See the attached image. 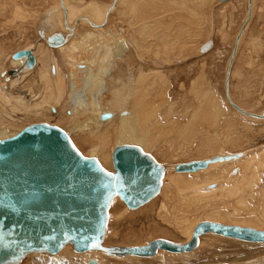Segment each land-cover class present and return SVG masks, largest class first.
Instances as JSON below:
<instances>
[{
    "label": "rangeland",
    "instance_id": "obj_1",
    "mask_svg": "<svg viewBox=\"0 0 264 264\" xmlns=\"http://www.w3.org/2000/svg\"><path fill=\"white\" fill-rule=\"evenodd\" d=\"M101 1H107L108 5L114 2V0ZM180 1L182 0H138V3L143 2L142 5H147L149 4L147 2H150L157 10H164L160 14L159 19L152 17L147 20H142V23L139 22L140 24L136 22L130 23V20L134 21L136 16H134V11L130 10V5L127 4L123 5L125 7V13L121 11L120 16L114 13L110 16L109 22H111L107 29L109 31L113 30L117 33L124 34L126 36V44L133 50V54L135 55L132 54L131 58L126 57L124 59L128 72H125L123 76L127 81V94L122 98L124 100L122 103H126L123 105L126 110H129L130 106L133 104L132 100L135 95L134 88L138 70L141 68H144V70H149L150 68H153L154 71L156 70V76L153 74L148 75L150 77L147 76L146 83H144V86L148 87L146 85L150 82L149 88L151 89L150 92H152L151 99L154 105H159L160 111V119L153 121L152 125H150L151 127L159 126V130L155 129V133L150 135L153 142L159 139L160 143L156 144V148L150 143L152 146L150 147V151L155 153L159 161L163 163L165 167L167 166L166 168L169 167L171 170L167 172L165 187L162 194H160L161 196H157L154 201L150 202L149 205L144 208L138 209L137 212H124L125 206L122 204L123 201L121 199L113 203L110 211L111 221L109 220L104 239V243L106 242L105 244L108 246L141 245L149 242L152 237V239L164 237L168 240L171 239L177 242H184L187 240L185 229L200 218L216 219L218 217H223L230 222L247 219L253 220L256 224L264 226V219L253 215L257 214L264 206V119L244 116L236 111V109H233V111V107H231L229 101L225 102L227 101L225 94L227 82L229 80L230 94L233 100L236 101L238 105L240 104L239 106L244 109L247 107L246 110L257 114L264 113V1L254 0V13L241 36L239 50L233 62L234 67L232 66L230 72L229 63L235 48L236 37L242 28L243 19L246 17L248 0H233L231 2L229 1V4L223 3L222 1L223 4L221 2H216L211 5H209L210 0H195L194 6L202 11L203 14L193 17V21L196 22V30L204 32L205 35L203 38H196L195 35L190 37V35L181 32L179 27L180 23L185 18L186 11L178 6L177 3ZM73 2H79V4L82 5L80 10L87 11L88 5L94 4L97 0H73ZM53 3H56V0H0V7H2L0 8V72L4 71L8 73L13 70L11 56H9L13 52L29 45L36 46L39 40H43L39 35L38 28L36 29V19L41 13L49 18L52 13L47 11ZM76 3L73 4L76 5ZM121 5L120 3L119 6L121 7ZM153 5L152 7L154 8ZM208 6H211L210 11ZM15 8L21 10L23 14H16ZM51 9L53 12L56 8L52 7ZM152 12L153 11H151V13ZM163 13L164 15H162ZM165 17H171L174 20L173 24L170 26V30L164 25L166 20L163 19ZM158 23L159 25L157 26ZM146 25L149 27L154 26L151 33H140L138 37L133 36ZM81 29H83L82 26L79 27V31H81ZM176 29L177 31H175ZM192 39L196 41L201 40V44H197L199 47L196 48L193 43L185 45V43ZM208 42L211 43L210 47L207 50L200 51V46ZM44 44L41 45V48L37 51L41 55V68L46 69L48 73L53 72L56 69L54 58L57 57V63L62 73L69 78L68 59L67 56H65L69 54V52L63 53L57 51V49L43 52L42 47ZM151 45L154 46L155 52H158L156 53V61H151L147 56L148 51L144 54V57H146L144 61L136 56L135 51L139 52L145 46L149 47ZM165 47L168 48L167 51H164ZM193 60L195 61L193 62ZM31 71L32 72L27 74L23 80L28 84L32 83L34 92L38 93L43 88L39 79L38 66ZM3 77H6L5 81ZM153 78H155V80H152ZM11 79L9 75H1L0 84L2 87L5 86L8 94L21 92L24 87L19 83L13 85ZM208 83L218 96L227 113H225L226 116L224 115L225 117L222 118L217 128L213 125L214 110H212L211 107H209L207 111H202L204 112V116H194L200 105V99L194 94L193 88H195V90L202 89V87ZM142 91H144V88ZM109 96L112 100L110 99L108 104L112 108L114 101L113 97L111 95ZM67 100L68 97L64 96L63 102L59 103V110L64 107ZM160 100L162 102H159ZM202 104V108L204 109L205 103L203 102ZM184 106L186 111L184 108L182 110ZM181 110L184 111V113ZM2 111L12 114L13 117H20V120L24 121L22 123H16L18 120L15 122V118L9 117L7 123L13 124L14 129L19 128L21 125L25 124V122L38 120V117H35L34 114L25 115L19 110H14L10 106L3 105L0 101V113ZM233 113L237 118L233 116ZM231 117H235V119L233 118L231 120ZM40 118L41 120H49L48 123L54 122L61 126H65L64 124L66 122V119L57 114H54L53 117L46 118V116H43ZM61 120L63 121L61 122ZM192 120H194V122H192ZM230 121L232 122V128L229 124ZM1 123L0 121V124ZM227 125L230 128L227 127ZM8 127L10 128V126ZM67 128L72 130L73 126L68 124ZM165 128L167 130L165 131L166 137L164 139L161 130ZM185 128L187 129L184 132L183 130ZM176 129H179V131L181 129L180 133ZM207 129L208 132L206 131ZM102 130H104V128ZM76 133L75 139L78 141L77 143L80 149L82 148V151L88 154L93 149L98 152L102 149L104 151H102V153L106 154L102 155L99 153V158L102 159V161L104 160L108 168L112 167V161H110V158V160L108 159V155H110L114 146V139L112 142L104 143L106 146L103 145V147L99 149V146H97L98 142H88L91 137V132H86V134L85 132ZM86 135L87 137L84 138L83 136ZM215 137L219 138L216 139ZM211 139L213 140L212 142H210ZM201 140L203 143H200ZM208 143L209 145H207ZM167 146H169V148ZM205 146L206 150L204 149ZM157 147H161V149ZM165 147L166 149L168 148L167 150L165 149L166 152L164 150ZM214 153H238L239 155L242 154V157L233 160V162H226L211 173L204 172L200 175L190 174L186 176H177L175 172L172 171V167L178 162H189V160L193 161L200 158L205 159L214 155ZM107 160H109V163ZM225 167L229 168V171L219 172L225 169ZM111 170H113V167ZM116 202L120 204L117 205ZM41 253L44 252L38 254ZM62 254L55 256L56 258L48 255L28 256L22 261V264H91V259H96L99 263L102 262L101 264H216L223 262L233 264H264V243L252 244L232 242L224 237L206 234V236L204 235L202 237V245L200 248L184 255L172 254L171 256V253L161 251L157 256L136 258L130 256L125 259L120 258V260L119 258L106 256V254L102 253L82 256H77L72 252H70V256H68L69 254Z\"/></svg>",
    "mask_w": 264,
    "mask_h": 264
},
{
    "label": "bare ground",
    "instance_id": "obj_2",
    "mask_svg": "<svg viewBox=\"0 0 264 264\" xmlns=\"http://www.w3.org/2000/svg\"><path fill=\"white\" fill-rule=\"evenodd\" d=\"M69 1H71V2H69ZM69 1L68 0H56V3H53V5L47 11L49 13L50 12L52 13L51 16L48 14L50 16L49 18H47L45 14L41 13L40 16L36 19V26H37L36 29L38 28L39 35H40L41 39H43V40H39L37 42L36 46L35 45H29V46H26L24 48L18 49V50L26 49V50L32 51V53L35 56L34 65L28 66L25 63L26 62L25 56H23L21 58H14L13 54L16 51H18V50H16L11 55H9V56H11V65L13 66L12 67L13 70L9 71L8 73H6L4 71L0 72V76L1 75L11 76V78H12L11 83H13V85L19 83L22 87H24L21 90V92H19V93L8 94L7 93L8 91H7V89H5V86L2 87V85L0 84V101H1V103L5 106H10L14 110H19L21 113H23L25 115H33L34 114L35 117H38L37 121L35 120V121L25 122V124L21 125L19 128L14 129L13 124L7 123L8 122L7 120L9 119V117H13V115L9 114L6 111H2L0 113V119H1L0 121L2 122L0 124V139L9 138L11 136H14L20 130H22L23 128H25L29 125H32L35 123H40V122H47L48 123L49 120H41L40 117L46 116V118H48V117H53L54 114H57L58 116L66 119V122L64 124L65 126H61V125L54 123V122H51V123L53 125H57V126L63 128L70 135L74 144L79 148V150L85 156L97 158L99 160V162L107 170H109L111 172L114 171L113 151L117 146L122 145V144L138 145L145 152L152 154L157 159V161H159V159L155 155V153L150 151V147L154 146L156 148V144L160 143L159 139H157L155 142H153V140L151 138V135L154 134L156 130H159L158 129L159 126H154V127L150 126V125H152L153 121L160 119L159 105H154V103L151 99L152 92H150L151 89L149 88L150 82L148 85H146L148 87L144 86V83H146V80H147L146 78L150 77L148 75L153 74L156 76V74H155L156 70L154 71L153 68H150L149 70H144V68H141L138 70V74H137L136 80H135L136 85L134 88V94L135 95H134L133 100H132L133 104L130 106L129 110H126L125 106H123L126 103L125 104L122 103V102H124V100L122 98L124 97L125 94H127V81L125 80L126 78L124 79L123 76H124L125 72H128V71H127V65L125 64L124 59L126 57L131 58V56L133 54V50L131 48H129V46L126 44V36L124 34L117 33L115 31H113L112 29H111L112 31H109L107 28H109V26H110L109 24L111 21L109 22V20H110L111 14L114 13V14H117L118 16H120L121 11L123 13H125V10H124L125 7L123 6L124 4L130 5V10H133L134 16H136V19L134 21L130 20V23L131 22L139 23L142 20H147V19L152 18V17H156L157 19H159L160 14L164 10L163 11L157 10L156 7L150 2H147V3H149L147 5H142L143 2L138 3L137 2L138 0H114V2H112V4H110V5H108L107 1L97 0V2H94V4L92 3V4L88 5L87 11H85V10L81 11L80 8L82 7V5L79 4V2L76 3V2H73V0H69ZM222 1H223V3H228L229 1L231 2L233 0H210L209 5L214 4L216 2L222 3ZM73 3H76V5ZM120 3L122 4L121 5L122 8L119 6ZM177 4H178V6L181 7V9L186 11L185 18L180 23V27H179L181 29V32L186 34V35H190V37L195 35L196 38H200V37L203 38L205 35L204 32L201 30L197 31L196 30V22L193 21V17L200 16L203 14L202 11H200L196 6H194L195 0H185V1L182 0ZM152 5L154 6V8L152 7ZM52 7L56 8L55 10H53V12L51 9ZM0 8H2V7H0ZM208 9L210 11L211 6H208ZM151 11H153V12L151 13ZM47 12H46V14H47ZM15 13L18 15L23 14V12L21 10H18L17 8H15ZM253 13H254V0H248V10L246 12V17L243 19L242 28H241L240 32L238 33L236 40L234 39L235 40V48H234V51L232 53V57H231V60L229 63V72L233 66L235 56H237L241 36H242L243 32L245 31L247 25L251 21ZM129 15H131V14H129ZM162 15H164V13ZM182 18H183V16H182ZM163 20H166L164 25L167 27V29L170 30L171 29L170 26L173 24L174 20L171 17H165ZM158 25H159V23L157 24V26ZM80 26H82V28H83V29H81V31H79ZM220 26H221V24H220ZM112 27H113V25H112ZM153 27L154 26L149 27L146 25L142 29L138 30L137 31L138 33H136L133 36L138 37V35L140 33H149V32L151 33ZM25 30H26V28H25ZM175 31H177V29ZM217 31H219V30H217ZM174 33H176V32H174ZM222 33H223V30H222ZM222 33H221V35H222ZM58 34L62 35L64 37V39L58 40L59 39ZM51 36H54L53 40H57V42L49 43L48 38ZM165 38H167V37H165ZM190 43L195 44V47L197 48V47H199V46H197V44L198 43L201 44V40L196 41V40L192 39L191 41H188L187 43H185V45H188ZM43 44H44V46L42 47L43 52H47L49 50H54V49H57V51L63 52V53H65L67 51L69 52V54L65 55V56H67V59H68L67 65H68V70L70 73L69 78L64 76V74L62 73V70H61L59 64L57 63V57L54 58V61L56 63V69L53 72L48 73V71H46V69L41 68L42 67L41 66V55L37 51H38V49L41 48V45H43ZM185 45H183V46H185ZM210 45H211L210 42H208L207 44L201 45L202 48L200 46V51L201 50H207L210 47ZM145 47L143 49H141L139 52L135 51L136 56L139 59H142L144 61V59H146V57H144V54L146 51H148L147 56L151 59V61H156L157 60V58H156L157 54L156 53H158V52H155V48H153L154 46L151 45L149 47H146V48ZM165 50L167 51L168 48L165 47L164 51ZM195 60H193V62ZM197 60H198V58H197ZM171 62H172V60H171ZM37 66H38V73H39V77H40L39 79L43 85V88L40 92H38V90H37V92L39 94L34 92V88H33L32 83L28 84L23 80V78L27 74L32 72L31 70H33ZM167 69H170V68H167ZM135 70H136V68H135ZM170 71H173V70L170 69ZM236 71H238V70H236ZM136 73H137V71H136ZM164 77H165V75H164ZM3 79L5 81L6 77H3ZM15 80H17V81H15ZM152 80H155V78H153ZM142 87L144 88V91H142L143 90ZM12 88H13V86H12ZM193 90H194L193 91L194 94L196 96H198L200 99V105H199L198 110H197V112H199V111L200 112L195 113V111H194V113H195L194 116H200V115L204 116V112H202V111H207L209 109V107H211V109L214 110L213 125L217 128L219 126L222 118L226 116L225 115V113H226L225 109L223 108L221 101L219 100L218 96L214 93V91H213V89L209 83L205 84L202 87V89L195 90V88H193ZM109 95H111L113 97V101H114V103H113L114 105L112 108L108 104V101L111 99V97ZM195 95H194V97H195ZM225 95L224 96L227 97V101H225V102H228V101L230 102L231 107H233L232 110L236 109V111H238L239 113H241L242 115L247 116V117L264 119V113L257 114L255 112L248 111V110H246L247 107L245 105L244 106L246 107V109L239 106L240 104L238 105L236 103V101L233 100V98L230 94L229 80L227 82ZM64 96H67L68 100L64 104V107L61 110H59L58 109L59 103L63 102ZM184 96H185V94H184ZM189 97H191V96H189ZM155 98L157 99L156 96H155ZM153 100H154V98H153ZM182 101H183V99H182ZM159 102H162V101L160 100ZM203 102L205 103L204 109L202 108ZM180 103H181V101H180ZM184 105H185V103H184ZM188 105H190V104H188ZM225 106H226V103H225ZM172 107H174V106H172ZM1 108H2V106H1ZM183 108L185 110V106L182 107V110H183ZM200 109H203V110H200ZM163 112H164V109H163ZM182 112L184 113V111H182ZM108 113L110 114V116L103 118V115L108 114ZM166 113H168V112H166ZM173 113H174V111H173ZM229 114H230V110H229ZM187 115H188V113H187ZM176 116H177V114H176ZM233 116H235L234 113H233ZM168 117H170V116H168ZM235 117H231L230 119L231 120L233 118L235 119ZM13 118H15V120H14L15 122L18 120L16 123L24 122V121L20 120V117L16 118L14 116ZM201 118H202V116H201ZM171 120H173V119H171ZM226 120H224V121H226ZM62 121L63 120H61V122ZM163 121H165V120H163ZM192 122H194V120H192ZM51 123H49V124H51ZM231 123L232 122L230 121L229 124L231 125ZM68 124H71L73 126L72 130H69L67 128ZM8 126H10V128ZM15 126H16V124H15ZM227 127H229V126L227 125ZM103 128H104V130H102ZM176 128H177V126H176ZM231 128H232V125H231ZM186 129L187 128H185L183 131L185 132ZM166 130H167L166 128L161 130L162 136L164 139L166 137L165 136ZM192 130H194V129H192ZM96 131H100V132H96ZM171 131H172V129H171ZM177 131H179V129ZM177 131H175V132H177ZM180 131H181V129H180ZM180 131H179V133H180ZM206 131L208 132V129ZM76 132H78V133L85 132V134H86V132H91V135H90L91 137L88 136V137H90L89 141L88 140H86V141L98 142V145L97 144L96 145L99 146V149H101V147H103V145L106 146V144H104V143L112 142L114 139V141H113L114 146L110 152V155H108V159L110 158L111 160L110 159L109 160L112 161L113 170H111L112 167L108 168L105 165L104 160L102 161V159L99 158V156H100L99 153H101L102 155L106 154V153H104V154L102 153V151H103L102 149H101V151L98 149L99 152L97 150L93 149L88 154L85 153L84 151H82L81 150L82 148L80 149L79 144L77 143L78 141H76V139H75V134H77ZM175 132H174V134H175ZM176 135H177V133H176ZM83 137L85 138V137H87V135L83 136ZM211 137H212V134H211ZM215 138L218 139L219 137L218 138L215 137ZM238 139H236V140H238ZM212 141L213 140L211 139L210 142H212ZM214 141H216V140H214ZM150 143L152 146L150 145ZM200 143H203L202 140ZM205 143H207V142H205ZM216 143H218V142H216ZM198 144H197V147H198ZM91 145H92V143H91ZM203 145H205V144H203ZM207 145H209V143ZM225 145H226V143H225ZM167 147L169 148V146H167ZM157 148L161 149V147H157ZM205 148H206V146L204 147V149ZM105 149H107V148H105ZM165 149H166V147L164 148V150ZM166 150H165V152H166ZM216 151H217V149H216ZM161 152L163 153L162 150H161ZM204 153H206V152H204ZM197 155H199V154H197ZM207 156H209V155H207ZM240 157H242V154L239 155L238 153H224V154L223 153H219V154L214 153V155H212L208 158L197 159V160L206 161L207 165L205 167L199 168L195 171H178L177 170V165L179 163L178 162L172 167V169H173L172 171H174L177 176H186V175H190V174L200 175V174H203L204 172L211 173L213 170H215L219 166L225 164L226 162H233V160L238 159ZM109 160H107V162ZM189 161H191V160H189ZM185 162H188V161H185ZM180 163H183V162H180ZM161 164H163V163H161ZM164 167H165V165H164ZM166 167H165V172H164V176L162 179V186L160 188V191L155 196H153L150 200H148L147 203L140 205L138 208H130L129 206H127V204L119 196H115L112 200L111 206L113 205V203L115 201L120 200V199L124 202L123 203L121 201L122 204H124V206H125L124 212L125 211H136L137 212L138 209L144 208L145 206L149 205V203L154 201V199H156L157 196H161L160 194H162V192L164 190L165 180H166L165 178H166L167 172L169 170H171L169 167L168 168H166ZM224 171H226V172L229 171V168L225 167V169H223L219 172L222 173ZM188 172H191V173H188ZM118 204H120V203H117V205ZM111 208L112 207H110V209H109V220H110ZM129 208L132 210H130ZM253 215L256 217H261L262 219H264V206L262 207V209L257 214H253ZM201 221H212V222H218V223L227 224V225H238V226H242V227H250V228H254L257 230H263L264 231V226L256 224L255 222H253V220L244 219V220H234L235 222H233V221L230 222V221H227V219H225L223 217H218L216 219H214V218H200V219H197L188 228L185 229L186 230L185 235H187L186 241L177 242V241H174L171 239H170V241H173L175 243H180V244L181 243H187L188 241L191 240L195 227ZM108 223H109V221H108ZM107 229L108 228H106V232H107ZM206 234H214L216 236L224 237V238H227L228 240H230L232 242H241V243L245 242V243H252V244L253 243L263 244L264 243V241L246 240V239L236 238V237H232V236H226V235L214 232V231H210V232L202 233L199 236L198 245H197V247L193 248L192 250H189V251L183 250L182 252H173V251H169L166 249H159L155 254L149 255V256H140V255H136V254H114V253H109L106 250H102V249H98V248L93 249V250L84 251V252H77L76 250H74V247L71 243H67L61 248V250H59L55 254H52V253H49L46 251L28 252L27 254H25L24 257H22L15 264H22V261H24L25 258H27L28 256H33V255H48L50 257L54 256V258H56L55 256L62 254L64 251L65 252L62 255H68L69 254L68 256H70V252L74 253L77 256L90 255L93 253H100V254L102 253V254H106V256L115 257V258H119V259L120 258L125 259L126 257H130V256L134 257V258H136V257H152V256H157L159 254V252H161V251L171 253V256H172V254L184 255L187 253H191V252L195 251L196 249L200 248L202 245V237L204 235L206 236ZM105 236H106V233H105L103 241H102V246L116 247V246L106 245L105 244L106 242L104 243ZM211 236H213V235H211ZM152 238H151V240L158 239L160 237H157L154 239H152ZM164 239H167V238H164ZM149 242H147L145 244H141V245H135L134 244L131 246H142V245L148 244ZM121 246H123V245H119V247H121ZM124 246H130V245H124ZM40 252H44V253L38 254ZM153 258H155V257H153ZM229 264H233V263H229ZM234 264H236V263H234Z\"/></svg>",
    "mask_w": 264,
    "mask_h": 264
},
{
    "label": "water",
    "instance_id": "obj_3",
    "mask_svg": "<svg viewBox=\"0 0 264 264\" xmlns=\"http://www.w3.org/2000/svg\"><path fill=\"white\" fill-rule=\"evenodd\" d=\"M53 37L49 43L57 42ZM63 39L59 35L58 40ZM23 56L28 66L34 65L32 51L13 54ZM113 164L114 171L107 170L97 158L85 156L63 128L47 122L0 139V264H15L31 251L55 254L67 243L77 252L98 248L149 256L159 249L192 250L199 236L210 231L264 241L263 230L201 221L187 243L158 238L142 246H102L113 198L119 196L130 208H138L160 191L165 172L152 154L134 144L117 146ZM206 165L193 160L179 163L177 170L195 171ZM90 263L101 264L96 259Z\"/></svg>",
    "mask_w": 264,
    "mask_h": 264
},
{
    "label": "snow or ice",
    "instance_id": "obj_4",
    "mask_svg": "<svg viewBox=\"0 0 264 264\" xmlns=\"http://www.w3.org/2000/svg\"><path fill=\"white\" fill-rule=\"evenodd\" d=\"M92 246H93V247H96V246H98V245H96V244H92Z\"/></svg>",
    "mask_w": 264,
    "mask_h": 264
}]
</instances>
